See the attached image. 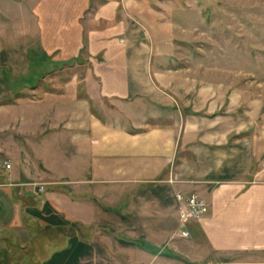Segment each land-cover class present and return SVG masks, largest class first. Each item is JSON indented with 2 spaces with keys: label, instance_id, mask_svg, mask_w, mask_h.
I'll use <instances>...</instances> for the list:
<instances>
[{
  "label": "crops",
  "instance_id": "obj_1",
  "mask_svg": "<svg viewBox=\"0 0 264 264\" xmlns=\"http://www.w3.org/2000/svg\"><path fill=\"white\" fill-rule=\"evenodd\" d=\"M123 2L11 0L48 69L0 101V232L35 264H264L263 91L151 88ZM175 191L207 211L181 222Z\"/></svg>",
  "mask_w": 264,
  "mask_h": 264
},
{
  "label": "rangeland",
  "instance_id": "obj_2",
  "mask_svg": "<svg viewBox=\"0 0 264 264\" xmlns=\"http://www.w3.org/2000/svg\"><path fill=\"white\" fill-rule=\"evenodd\" d=\"M123 9L125 14L117 13L125 26L120 40L131 39L130 29L146 53L143 64L129 66L130 72L146 75L151 88L172 94L181 84L198 81L264 93V0H124ZM37 35L31 15L11 0H0V75L7 84L1 103L14 101L17 84L46 85L40 73L48 66L41 62ZM68 65L62 66L64 74L81 71L82 66L71 70ZM19 69L25 70L22 79ZM13 244L0 232V264L36 263L29 244L24 251Z\"/></svg>",
  "mask_w": 264,
  "mask_h": 264
},
{
  "label": "built area",
  "instance_id": "obj_3",
  "mask_svg": "<svg viewBox=\"0 0 264 264\" xmlns=\"http://www.w3.org/2000/svg\"><path fill=\"white\" fill-rule=\"evenodd\" d=\"M0 167L2 169H8L10 165L6 161H0ZM168 181L171 182V179ZM3 185L12 186L10 183L0 184V186ZM33 187L37 192L43 190L42 183L34 184ZM174 196L177 201V216L181 222H187L191 219L198 218L207 211V202L194 194L183 196L180 192L175 191ZM181 234L186 235L187 233L181 232Z\"/></svg>",
  "mask_w": 264,
  "mask_h": 264
},
{
  "label": "trees",
  "instance_id": "obj_4",
  "mask_svg": "<svg viewBox=\"0 0 264 264\" xmlns=\"http://www.w3.org/2000/svg\"><path fill=\"white\" fill-rule=\"evenodd\" d=\"M2 262H5V260L3 259Z\"/></svg>",
  "mask_w": 264,
  "mask_h": 264
}]
</instances>
